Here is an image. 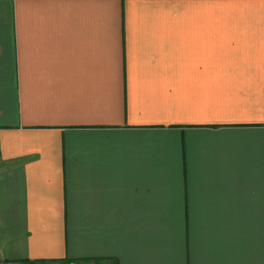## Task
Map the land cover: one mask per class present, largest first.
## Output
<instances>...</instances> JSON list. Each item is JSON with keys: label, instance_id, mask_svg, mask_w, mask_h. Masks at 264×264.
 Returning <instances> with one entry per match:
<instances>
[{"label": "crops", "instance_id": "crops-1", "mask_svg": "<svg viewBox=\"0 0 264 264\" xmlns=\"http://www.w3.org/2000/svg\"><path fill=\"white\" fill-rule=\"evenodd\" d=\"M264 264V0H0V262Z\"/></svg>", "mask_w": 264, "mask_h": 264}, {"label": "rangeland", "instance_id": "rangeland-1", "mask_svg": "<svg viewBox=\"0 0 264 264\" xmlns=\"http://www.w3.org/2000/svg\"><path fill=\"white\" fill-rule=\"evenodd\" d=\"M76 262L78 264H104L97 259H37V260H20V261H3L0 264H67L68 262Z\"/></svg>", "mask_w": 264, "mask_h": 264}, {"label": "built area", "instance_id": "built-area-1", "mask_svg": "<svg viewBox=\"0 0 264 264\" xmlns=\"http://www.w3.org/2000/svg\"><path fill=\"white\" fill-rule=\"evenodd\" d=\"M67 264H78V263L71 261V262H68Z\"/></svg>", "mask_w": 264, "mask_h": 264}, {"label": "trees", "instance_id": "trees-1", "mask_svg": "<svg viewBox=\"0 0 264 264\" xmlns=\"http://www.w3.org/2000/svg\"><path fill=\"white\" fill-rule=\"evenodd\" d=\"M104 264H106V263H104Z\"/></svg>", "mask_w": 264, "mask_h": 264}]
</instances>
